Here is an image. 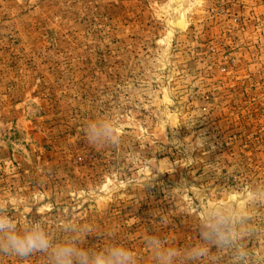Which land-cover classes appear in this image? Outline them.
I'll return each mask as SVG.
<instances>
[{
  "label": "rangeland",
  "instance_id": "1",
  "mask_svg": "<svg viewBox=\"0 0 264 264\" xmlns=\"http://www.w3.org/2000/svg\"><path fill=\"white\" fill-rule=\"evenodd\" d=\"M0 215L90 257L264 264V0H0Z\"/></svg>",
  "mask_w": 264,
  "mask_h": 264
},
{
  "label": "clouds",
  "instance_id": "2",
  "mask_svg": "<svg viewBox=\"0 0 264 264\" xmlns=\"http://www.w3.org/2000/svg\"><path fill=\"white\" fill-rule=\"evenodd\" d=\"M210 231L208 236L215 235L223 239V235L217 230L216 225H206ZM156 246L159 242H154ZM51 248L54 264H133L131 254L122 248L113 247L106 254H98L90 257L87 250L78 248L74 244L57 245L53 247L44 231L39 225L33 226L23 233L16 231V226L5 216L0 215V251L13 253L21 258L27 257L34 251H47ZM168 255L162 257V264H166Z\"/></svg>",
  "mask_w": 264,
  "mask_h": 264
},
{
  "label": "bare ground",
  "instance_id": "3",
  "mask_svg": "<svg viewBox=\"0 0 264 264\" xmlns=\"http://www.w3.org/2000/svg\"><path fill=\"white\" fill-rule=\"evenodd\" d=\"M179 12V11H178ZM184 13H185V11L184 10H181L180 12H179V14L176 16V19H175V21H174V23L177 25V26H179V27H185V18H184Z\"/></svg>",
  "mask_w": 264,
  "mask_h": 264
},
{
  "label": "water",
  "instance_id": "4",
  "mask_svg": "<svg viewBox=\"0 0 264 264\" xmlns=\"http://www.w3.org/2000/svg\"><path fill=\"white\" fill-rule=\"evenodd\" d=\"M181 10H184V11H185V13H184V18H185V23H186V24H185V27H179V26H177V25L174 23V21H175V19H176V16L179 14V12H180ZM179 12H178L177 15H175V16L173 17V19H172V24H173L176 28H179V29H185L186 26H187V14H186V6H184V4H183V8L179 9Z\"/></svg>",
  "mask_w": 264,
  "mask_h": 264
}]
</instances>
